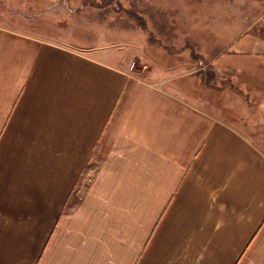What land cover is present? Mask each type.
Segmentation results:
<instances>
[{
  "label": "crops",
  "instance_id": "1",
  "mask_svg": "<svg viewBox=\"0 0 264 264\" xmlns=\"http://www.w3.org/2000/svg\"><path fill=\"white\" fill-rule=\"evenodd\" d=\"M12 15L15 27L0 12V264H264L258 146L198 124L163 88L125 93L117 50L56 31L53 11ZM40 211L35 242L23 228Z\"/></svg>",
  "mask_w": 264,
  "mask_h": 264
},
{
  "label": "rangeland",
  "instance_id": "2",
  "mask_svg": "<svg viewBox=\"0 0 264 264\" xmlns=\"http://www.w3.org/2000/svg\"><path fill=\"white\" fill-rule=\"evenodd\" d=\"M47 10L56 31L117 50L125 93L163 88L193 107L198 124L233 125L264 154V0H0L11 27L12 13ZM73 184L54 220L78 204L83 181ZM48 215L40 211L24 235L41 239Z\"/></svg>",
  "mask_w": 264,
  "mask_h": 264
},
{
  "label": "trees",
  "instance_id": "3",
  "mask_svg": "<svg viewBox=\"0 0 264 264\" xmlns=\"http://www.w3.org/2000/svg\"><path fill=\"white\" fill-rule=\"evenodd\" d=\"M71 8V7H70ZM84 8V7H83ZM83 8H79V9H82V10H84ZM79 9H76L77 11L79 10ZM70 10V9H69ZM74 11V10H73ZM73 11L72 10H70V12H72L73 13Z\"/></svg>",
  "mask_w": 264,
  "mask_h": 264
}]
</instances>
